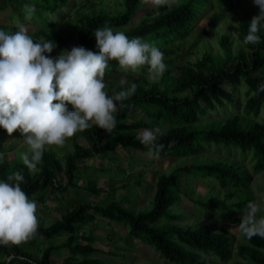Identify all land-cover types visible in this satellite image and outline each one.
<instances>
[{
    "label": "trees",
    "instance_id": "16d2710c",
    "mask_svg": "<svg viewBox=\"0 0 264 264\" xmlns=\"http://www.w3.org/2000/svg\"><path fill=\"white\" fill-rule=\"evenodd\" d=\"M0 1L4 4L2 6L0 2L2 11L10 10L8 7L10 5L12 8L10 11L14 15L17 13L24 23L30 21L25 19L22 7L26 3L35 6L31 23L39 28L31 38L42 39L40 42L48 40L55 45L51 53L45 54L50 58L55 59L56 51H60L61 44L69 42V39L76 47L82 46L97 52L94 32L97 28L107 26L114 32H124L129 39L139 37L154 44L164 54L165 65L176 66V70L167 67L163 77L156 81L148 79L147 66H143L144 70L140 69L139 74H136L130 83L125 82L123 85L120 83L113 95L121 90H127L132 84L136 85V91L123 102H116L115 129L107 132L93 125L88 130L78 132L72 137L75 141L73 153L66 156L64 163L47 147L35 172H30L22 162L12 163L7 158L0 161V181L7 180V177L15 172H20L24 176L22 190L37 205L47 206L49 198L54 204L59 201L64 203L62 207L53 205L52 208H58L61 215L49 226L37 216L39 226L33 239L19 246L0 245V264H57L54 261V253L61 251H65L66 255L60 264H103L100 259L93 258L99 253L94 246L97 239L93 232L86 231V228L97 219L123 224L128 229L132 241H141L153 248L170 264H221L231 261L234 238L200 221L194 225L180 224L186 219V214L179 212L178 204L183 193L180 181L182 178L193 180L190 178L192 175L197 182L209 183L210 199L205 197L204 201L194 202L199 211L211 209V212H214V217L205 214L206 218L224 226L231 224L234 217L242 216L247 204L255 202V197L252 196V189L249 186L251 176L237 160L215 158L211 164L204 162L188 164L176 168L171 174L162 173L155 182L153 207L151 210L140 212L124 206L123 203L129 202V198L117 200L115 196L117 189L102 188L96 180H89L84 186L79 185L81 178L77 173L84 160L107 156L110 152L118 151V148H122V151L131 148L148 153L149 147L141 144L136 138L137 131L157 127L164 133L155 141L157 145H164L159 157L199 156L210 152L214 148L212 145H216L220 146L216 149L230 152L226 154L228 157L232 154L239 156L241 152V161L250 155L254 162V172H263L264 123L251 118V115L257 117L264 111V91L258 90L264 85V27L257 33L260 43L244 44L249 24L252 18L259 14V8L254 5L253 0H189L181 4L178 0L173 7L150 9H141L145 4L141 0H118L123 11L117 10L115 15L96 14L98 13L96 7L106 5L105 0H83L81 5L83 8L88 2L92 4L88 10L84 9L79 13L75 22L68 21L65 24L70 32L74 30L68 40L60 33L63 21L59 19L51 21L50 16L56 18L59 13L69 10V0ZM241 3L249 5L254 13L251 19L245 15L239 22L237 34L241 45L239 44L240 48L237 51L233 50L229 36L224 35L221 39L220 55L214 57L207 52L202 59L194 63L166 59L181 51L199 19L205 16V12L199 11L202 6L218 4L221 10L233 11L236 5ZM144 10L146 12L142 15L140 24L124 30ZM214 24L216 20L212 21L211 25L203 26L198 32L199 39L202 38L204 30ZM18 28L4 27L2 30L6 33H15ZM109 63H111L109 67L118 68L117 62ZM111 71L115 70L110 69L107 79L111 78L113 74ZM226 85L234 88L245 85L247 99L243 113L235 112L225 118L218 117L220 121L218 126L200 130L197 124L204 121V118H206L204 122L215 120L209 115L222 112L220 109L227 112L229 108L238 106L236 95L227 89ZM121 104L125 107H121ZM139 110H142L148 120L134 119ZM1 133H4V130L0 129ZM80 138H85L89 143L86 148L78 142ZM6 149L10 148L0 145L1 151L5 152ZM141 180H137V183ZM71 190L77 191V198L75 200L63 198ZM81 190L95 196L105 194L112 200L109 203L104 202L105 200L84 201L80 198ZM233 192L242 193L238 202L233 201L232 204L224 202L223 205H212L210 202L212 199L223 201L226 197H232ZM226 216L231 218L228 219ZM61 237L64 240L61 244L50 243ZM243 239L246 243L238 247L237 255L241 260L236 261V264H246L244 261L264 264V238L255 236L248 240L243 236Z\"/></svg>",
    "mask_w": 264,
    "mask_h": 264
},
{
    "label": "clouds",
    "instance_id": "9594fccd",
    "mask_svg": "<svg viewBox=\"0 0 264 264\" xmlns=\"http://www.w3.org/2000/svg\"><path fill=\"white\" fill-rule=\"evenodd\" d=\"M141 2L159 8L171 7L176 0ZM253 3L259 14L249 24L245 45L260 43L257 33L264 27V0ZM23 12L25 19L31 21L35 6L26 3ZM94 36L97 52L77 46L53 59L45 54L51 53L55 45L48 40L34 41L24 25H19L15 33L0 30V129L9 137L20 133L27 151L21 152L19 159L30 172L37 170L46 147H63L68 139L93 125L107 132L115 129L116 102L132 96L136 85L110 97L104 82L110 61L117 62L118 70L124 73L139 74L147 66L153 80L166 71L164 54L154 44L139 37L129 39L124 32H114L107 26L97 28ZM124 83L122 80L121 84ZM258 90L264 91V85ZM160 135L164 133L157 127L144 129L136 137L149 147V158L158 157L164 148L163 144L155 143ZM3 158L4 153H0V161ZM23 182L20 172L0 181L2 246H19L37 234V204L22 190ZM260 211L257 203L249 202L237 227L248 240L255 236L264 238V216L257 218Z\"/></svg>",
    "mask_w": 264,
    "mask_h": 264
},
{
    "label": "rangeland",
    "instance_id": "374dc122",
    "mask_svg": "<svg viewBox=\"0 0 264 264\" xmlns=\"http://www.w3.org/2000/svg\"><path fill=\"white\" fill-rule=\"evenodd\" d=\"M70 1V9L64 10V13H59L58 17L50 16L51 21H57V19L63 21L61 26L62 29L60 30V33L63 34V36L68 40L74 30H70L66 27V23L68 21L75 22L76 17L79 16V13L82 12L84 9L88 10L87 8L91 6L92 3L88 2L85 4L84 8L81 6L83 0H69ZM121 1V0H119ZM2 6H4L3 2L0 1ZM106 5H98L96 7V14H107V15H115L117 13V10L123 11V7H121L118 3V0H105L104 1ZM178 0H176V3L173 4L171 7L175 6L177 4ZM189 0H180L179 4L181 3H187ZM210 4V3H209ZM226 4V3H225ZM146 6V7H145ZM10 10H12L11 6H8ZM24 7V6H23ZM22 7V8H23ZM79 7V8H78ZM153 6L150 3H145L143 8L141 9H150ZM78 8V9H77ZM210 9V10H208ZM2 11L0 9V30H2L4 27H19V25H24L27 23H24L21 20V17L16 13L15 15L10 11ZM205 12V16L201 17L199 21L196 24V27L194 28V31L189 35L187 40L183 44V48L181 51L177 52L176 55H171L169 57H166L167 60L170 59H176L181 60L184 63L187 62H196L197 60L202 59V57L209 52L212 56H217L222 53L221 49V39L224 35L229 36L230 42L232 43V48L234 51H237L240 47L239 44L241 43L238 41V34L237 31L239 29V22L243 18V16L248 15L249 19L253 17V9L249 7V5L238 4L236 5V8L233 11H225L221 10L218 4L209 5L208 7H201L199 10ZM146 12L144 10L143 12H140V14L137 16V18L134 19V21L130 24V26L126 27L124 30H129L131 28L137 27L140 24L142 15ZM92 15V14H91ZM216 20V24H214L211 28H207L203 32L202 38L199 39L198 32L201 31V28L203 26L211 25L212 21ZM33 23L28 22L27 25H24L28 30V35L31 37L34 32L37 31L39 26H32ZM34 41L40 42L42 39H34ZM73 47H76V44L74 42H64V44H61L60 51H56L57 57L61 54V52L67 50L70 51ZM98 51V49L96 48ZM180 58V59H179ZM111 63H109L110 65ZM116 64V63H112ZM171 68L172 70H176V66H166V68ZM110 69L115 70L111 71L113 74L111 75L110 81H112L111 89H116L117 86L121 83L122 80H124L127 83H130L135 77L136 74L132 73H122L119 72L118 68L114 66H110L106 73H110ZM143 71L144 69L141 68ZM164 74V73H163ZM163 74L158 77L157 79L153 80L147 75L148 79L151 81L160 80L163 77ZM110 75V74H107ZM227 89H229L231 92H233L236 95L237 99V105L236 107L229 108L226 112L223 109H220L222 112H218L217 114H211L209 115L210 118L215 120H209L207 122L206 118H204V121L202 120L197 124V127L201 129L205 128H213L219 125L220 121L218 120V117H227L228 115H231L235 112L237 113H243L244 103L247 99V96L245 94L246 87L245 85L240 86L239 88H234L229 85L225 86ZM111 89L110 93L108 94L111 97ZM70 107V106H69ZM71 110V107L69 108ZM141 119L145 118L144 113L142 110H139L136 115L134 116V119ZM217 118V119H216ZM251 118H255L256 121L260 123H264V111L259 116L251 115ZM148 120L147 118H145ZM3 130V129H2ZM144 130V129H142ZM137 131V134H139L140 131ZM78 142L86 148L88 146V142L85 138H80ZM74 139H69L67 143L62 149L57 151L58 147H51L48 149L53 150L56 154H58L59 159L64 163L66 161V156L70 153H73L74 150ZM0 145L1 146H8L9 150H4L5 152L0 150V153H4V158H7L12 163H21L22 161L19 159V154L21 152L27 151L26 146L22 144V137L19 132H16L12 135V137H9L8 134L4 131V133L0 134ZM214 148L210 150V152L206 154H202L199 156H188V157H180V158H164V157H153L149 158L147 153H143L140 151L133 150L131 148L124 149L123 153H120L118 155L110 153V157L112 158H103L101 156L95 157L93 159H89L81 164L80 170L77 173V176L81 178V181L79 182L81 186H84L87 181L89 180H96L100 187L104 188L103 186H110L111 188H117V194L116 199L117 200H123L128 199L129 202L125 201L123 204L124 206L130 207L134 209L137 212L140 211H147L151 210L153 207V199L155 196V182L159 175L163 174H171L176 168L188 164H200V163H209L211 164L215 158H223L227 160L235 159L237 162H240L241 165H243L247 172L251 176V181L249 186L252 189V196L255 197V203H257L260 206L261 211L257 214V218L260 216H264V171L261 173L254 172L253 168V159H251L250 155H247L246 159L244 161H241L242 155L239 152V156L237 155H230V152H225L223 149H216V145H212ZM12 147V148H11ZM223 147V146H221ZM118 150H122V148H118ZM227 154V155H226ZM252 155V154H251ZM90 162L97 165L98 167H102L101 171H97L92 166H85L87 162ZM190 178H193V180H187L186 178H182L180 181V186L182 188V196L180 197V201L178 204V210L180 213L186 214V219L180 224L182 225H194L197 222H202L205 225H211L214 227L217 231H224L231 235L234 240L232 242V251H233V258L228 263H221V264H236V261L241 260L238 255V247L241 244L246 243L243 239V234H241L239 231L235 232L239 224L241 223L242 216L234 217L230 222L231 224H225L224 226L221 225L218 222H215L214 220H210L206 218L207 215H212L214 217V212H211V209H205L200 210L198 207L194 204L195 201H204L205 197L206 199H210V190H209V183H201L194 180V177L190 175ZM141 182L137 183L139 180ZM63 181V180H61ZM120 183H123L120 185ZM214 189V188H213ZM81 196L80 198L84 201L88 202H96V201H103L109 203L112 199H110L105 194L100 196L91 195V193L81 190ZM223 192V191H221ZM77 191L71 190L69 193L65 194L63 198H66L67 200L77 198ZM232 197H226L223 201L212 199L210 202L212 205H223L224 202H227L228 204H232L234 202H238L241 198L242 193L236 194L232 193ZM210 195V196H209ZM113 196V194H112ZM234 197V200H233ZM106 203V204H107ZM63 202L59 201L55 204L53 201L49 198V203H46L48 206H40L37 205V211L36 216L41 217L46 226L51 225L54 221H56L60 214V211H58V208H52L53 205L62 207ZM103 204V205H106ZM46 207V208H45ZM63 209V208H62ZM201 212V213H199ZM206 214V216H205ZM226 218H231L226 216ZM103 223H107L105 220H99L96 221V228H90L89 230H93L94 232L100 233L98 237H96L97 241L94 244V246L99 250V253H97L93 258L100 259L103 264H170L169 262H166L164 258L157 253L153 248L146 246L141 241H132L128 229L125 230L124 225L119 222H111L104 225ZM121 226V230L124 232H116L112 233L110 240H108L104 233H108L109 230L113 231L119 230L118 227ZM90 227V226H88ZM87 227V228H88ZM87 230V229H86ZM89 230H87L89 232ZM103 235V236H102ZM101 236V237H100ZM102 240V243H101ZM63 237L56 238L52 240L50 243L52 245H59L63 242ZM132 242V243H130ZM41 248L44 247L40 246ZM112 249V250H111ZM66 255L65 251L61 252H55L54 253V261L57 264L62 263V260L64 256ZM40 257V256H39ZM246 264H252L249 261H244Z\"/></svg>",
    "mask_w": 264,
    "mask_h": 264
},
{
    "label": "crops",
    "instance_id": "0c3cea01",
    "mask_svg": "<svg viewBox=\"0 0 264 264\" xmlns=\"http://www.w3.org/2000/svg\"><path fill=\"white\" fill-rule=\"evenodd\" d=\"M27 24H28V23H27ZM27 24H24V25H27ZM32 26H34V25H32ZM35 33H36V32H34L33 34H35ZM106 74H109V73H106ZM106 74H105V77H104V82H105V84H106L105 91L107 92V94H109V93H110V89H111V88H110V87H111L110 82L112 83V81H110L111 78H110V79H107V78H108V75H106ZM117 88H118V86H117ZM117 88H116V89H113V90L111 89V92H112L111 96L113 95V93L116 92ZM69 108H70V107H69ZM71 139H73V138H70V140H71ZM68 140H69V139H68ZM68 140H67V141H68ZM67 141H66V143H67ZM47 148H48V147H47ZM61 149H62L61 147H58L57 151H59V150H61ZM50 150H51V149H50ZM52 151H53V150H52ZM123 152H124V151H122V150H118V151H116L115 153H112V152H110V153H112L113 155H114V154L118 155V154L123 153ZM56 153H57V152H56ZM110 153H109L107 156H103V158H107V157L109 158V157H110ZM57 155H58V154H57ZM110 158H112V157H110ZM92 159H93V158H92ZM87 160H89V159H87ZM87 160H84V162L87 161ZM89 161H90V160H89ZM89 161L85 164V166H87L88 168H89V166H92V167L95 168L97 171H101V168H102L101 166H100V167H98L97 165L95 166L94 164L90 163ZM84 162H83V163H84ZM121 184H123V183H120V185H121ZM103 187H107V189H115V188H111L110 186H107V185H106V186H103ZM116 189H117V188H116ZM101 220H104V219H100V221H101ZM105 221H106L107 223H111V221H107V220H105ZM95 223H96V222H95ZM95 223L90 224V225H89L90 227H88V228H86V229L89 230L90 228H96V224H95ZM107 223H106V224H107ZM103 224L106 225L105 223H103ZM118 227L120 228L119 230H116V228H115V230L113 229V231H110V230H109L108 233H104V234H106L105 237H106L108 240H110V238H111V236H112V235H111L112 233H116V232L118 233V232H124V231H126V228H125V227H124V228H125L124 231L121 230V226L118 225ZM87 230H86V231H87ZM89 232H93V230H89ZM93 234H94L95 237H98L99 235H101L100 233H98V231H97V232H94ZM102 236H103V235H102ZM100 237H101V236H100ZM101 243H102V240H101ZM111 250H112V249H111Z\"/></svg>",
    "mask_w": 264,
    "mask_h": 264
}]
</instances>
